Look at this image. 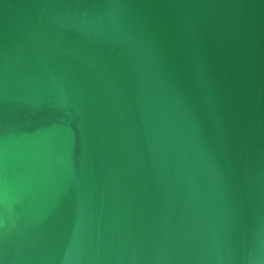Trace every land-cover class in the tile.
I'll return each mask as SVG.
<instances>
[{
  "label": "water",
  "instance_id": "water-1",
  "mask_svg": "<svg viewBox=\"0 0 264 264\" xmlns=\"http://www.w3.org/2000/svg\"><path fill=\"white\" fill-rule=\"evenodd\" d=\"M0 264H264V0H0Z\"/></svg>",
  "mask_w": 264,
  "mask_h": 264
}]
</instances>
